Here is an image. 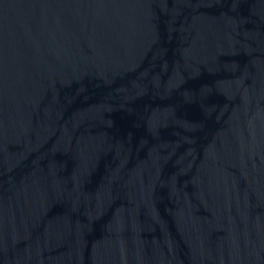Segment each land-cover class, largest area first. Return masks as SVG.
<instances>
[{
	"label": "water",
	"instance_id": "water-1",
	"mask_svg": "<svg viewBox=\"0 0 264 264\" xmlns=\"http://www.w3.org/2000/svg\"><path fill=\"white\" fill-rule=\"evenodd\" d=\"M0 264H264V0H0Z\"/></svg>",
	"mask_w": 264,
	"mask_h": 264
}]
</instances>
